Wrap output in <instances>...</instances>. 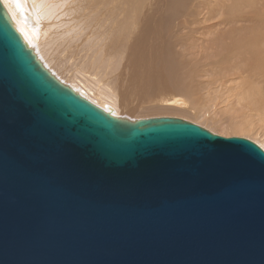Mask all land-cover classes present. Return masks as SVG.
Returning a JSON list of instances; mask_svg holds the SVG:
<instances>
[{
	"label": "water",
	"instance_id": "95a60500",
	"mask_svg": "<svg viewBox=\"0 0 264 264\" xmlns=\"http://www.w3.org/2000/svg\"><path fill=\"white\" fill-rule=\"evenodd\" d=\"M0 264H264V150L113 116L45 67L0 0Z\"/></svg>",
	"mask_w": 264,
	"mask_h": 264
},
{
	"label": "bare ground",
	"instance_id": "6f19581e",
	"mask_svg": "<svg viewBox=\"0 0 264 264\" xmlns=\"http://www.w3.org/2000/svg\"><path fill=\"white\" fill-rule=\"evenodd\" d=\"M85 1L87 5L98 11L99 16V20L95 19L89 25L87 23L88 27L98 29L102 35L103 51L106 55L117 53L123 47V41L129 30L127 25L130 16H125L127 8L122 12L117 11V3L121 0ZM1 2L27 46L34 50L45 67L51 71L48 59L50 50L55 45L52 43L53 37H68L70 39L69 37L76 30H72L69 26L75 22V16L84 0H1ZM153 2L154 0L147 2L143 0L147 11H150ZM127 3L129 6L131 4L135 6V14L140 13V5L136 0H127ZM101 8L108 14L100 12ZM113 15L114 17H112ZM61 18H68L69 22L58 23ZM260 20L264 21V0H155L154 10L143 21L136 37L141 40L150 37V41L153 43H155V38L160 41L163 55L155 56L154 61L148 62V67L153 75L161 76L157 80L162 82L163 77L166 83L165 87L174 92L180 91L167 83L166 77L169 73L177 76L185 73L192 78L191 82L194 83L193 78H201L208 69H213L205 74L209 79L206 83L217 87V89L226 90L224 93L227 92L230 97H233L236 104L234 106L230 102L231 107L228 106L231 110L240 112L246 109L257 119L256 125L251 124L245 128L250 130H242L240 134L238 132L239 135L234 136L248 138L264 150V27L263 22L257 25ZM203 23L205 26H201ZM63 25L66 26V29L59 31L58 27ZM133 33H135L134 30L130 32L131 35ZM227 55L230 56V59L234 57L229 65L227 64ZM237 62L242 66L240 67ZM159 63L163 65L159 66ZM85 66L98 69V59H88ZM79 73L84 75L78 80H63L57 73L54 75L62 83L113 116L133 122L137 121L135 120L136 116L130 113L136 102L138 105L134 91L129 89L121 91L116 87H110L108 83H104V80L100 79L99 73L96 71L95 75L100 80L97 82L100 93H95L84 84L87 77L91 75L86 72ZM152 80L156 79H151V82ZM140 84L145 87L149 86V78H141ZM199 86L201 88L196 92L191 88L186 89L191 100L197 101L194 102L195 104L188 101L193 105L195 113L193 115L196 118L204 117L200 113L202 107L197 105L196 94L203 89L200 84ZM227 93L226 97L229 96ZM174 97L164 100V108L183 115L192 111L183 97ZM195 105L198 106L197 109ZM239 107L241 108L239 109ZM141 116L138 117V120H143ZM213 118H204L202 122L187 118V121L194 124L200 123L205 128L208 127L205 124L220 123ZM248 122L252 121L248 119ZM241 126L239 127L241 128ZM240 128L239 131H241ZM209 131L217 134L212 130ZM217 135L220 136V134Z\"/></svg>",
	"mask_w": 264,
	"mask_h": 264
},
{
	"label": "rangeland",
	"instance_id": "374dc122",
	"mask_svg": "<svg viewBox=\"0 0 264 264\" xmlns=\"http://www.w3.org/2000/svg\"><path fill=\"white\" fill-rule=\"evenodd\" d=\"M144 1L147 2L148 0H144ZM136 2H138L140 5L139 6L140 13L138 15L135 14V6L133 4L129 6L127 0H121L117 3L116 9L118 12H122L124 9L127 8V13L125 16L127 17L130 16L128 19L129 23L127 25V27H129V30L123 41V47L117 53L109 56L106 55L103 51L104 41L98 29L88 27V25L93 20L95 19L99 20L98 11H95L93 8L87 5L86 1L84 0V2L80 7V10L77 12V15L75 16V22L72 24V26H69L72 30H76L74 34L69 37L70 39H68V37L65 38L53 37L52 43H55V45L51 48L50 56L48 59L50 63L51 72L53 74L57 73L58 76L63 80L81 79L82 75L84 74L79 72H86L91 76L87 77V80L84 83L85 86L91 89V91H95V93H100L98 90L99 84H97V82H99L100 80L97 78L98 76L95 75V72L97 71L99 73L100 79L104 80V83H108L110 87L112 88L116 87L118 88V90L121 91H127L126 89L134 91L136 93L138 105H136L137 104L136 102L132 106L133 111L130 113L136 116L135 120H138V117H140V115H142L141 117L143 120L153 119V118L154 119L177 118L185 121H187V118H191L193 120H196L198 117L196 118L193 115L195 114L193 112L194 111L193 105L189 103V102L192 103L193 100H191V97L186 89L191 88L193 91L196 92L197 89L201 88L199 86L200 84L203 87V89L196 94V97L198 99V104L197 103L196 104L199 107H202L200 113L204 117L201 118L199 117L197 121L199 120L198 122H202L204 118L214 117L215 121L217 119V121L220 122V123L211 122L210 124H205V126H208L205 128L212 130L217 134H220V136L223 135V137L226 136L236 137L234 135H239L240 132H242V130L243 131L250 130L245 128H247L251 124L256 125L255 123H257V119L254 117L253 114L246 111V109L240 111L241 113L239 111H234V109L233 110L230 109L231 107L230 102H232L234 106L236 102L234 103L233 97H230V95L227 92H226L227 95H229L227 97H229L230 99L226 97V93H224V91L226 90L224 89L222 90V88L217 89V87L215 88L214 86H210L209 84H207L209 79L208 76H206L205 74L211 72L213 69H208L201 78H197V77L193 78V82L195 84L191 82L192 78L185 73L179 76L169 73V75L166 77L167 83L173 85L180 92H174L171 89H167L165 87L166 83L164 82L163 77H162L163 83L157 80L161 76H155L151 73V70L148 67V62L150 60L154 61L155 56L163 55L162 45L160 41L156 40V38H155V43H153L150 41V37L146 38L145 40H141L139 39V37H136V34L139 32L143 21L147 19L150 13L154 10L155 0L153 2L150 11H147V9L145 8L143 0H136ZM258 7L260 8V5ZM90 8L93 10H91ZM99 11L108 14V12L104 11L103 8L99 9ZM112 17H114V15ZM62 22L68 23L69 22L68 18H61V20L58 21V23H62ZM261 22H263V27H264V21L261 20L258 21L257 25H260ZM201 26H205L204 23ZM65 29H66L65 25L58 27L59 31H63ZM132 30H134L135 33L131 35L130 32ZM91 58L98 59V69H91L85 66L87 60ZM233 60L234 57L233 59H230V56L227 55L228 65ZM237 64L240 67L242 66L238 62ZM158 65L161 66L163 64L159 63ZM146 69H148V71H145ZM105 76L107 77L104 79ZM141 78H149V84L151 86L150 85L147 87L142 86L140 84ZM151 79H156V80L154 81L152 80L151 82ZM174 96L183 97L184 100L187 101V103L189 104V108L190 107L192 108V111L189 113L186 112V115L175 112L176 113L175 115L173 111L167 110L166 107L164 108L163 106L164 100L173 99L175 98ZM228 105H230V107ZM198 106L195 105V108L197 109ZM236 108H238L237 105ZM240 108L241 107H239V109ZM232 113L235 114L233 115ZM248 119L253 123L248 122ZM246 121L248 124L246 123ZM197 125H201V124L199 123ZM240 125H242L243 127L241 126L240 128L239 127ZM239 128L241 131H239ZM240 138H244V137H240Z\"/></svg>",
	"mask_w": 264,
	"mask_h": 264
}]
</instances>
